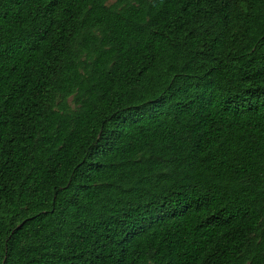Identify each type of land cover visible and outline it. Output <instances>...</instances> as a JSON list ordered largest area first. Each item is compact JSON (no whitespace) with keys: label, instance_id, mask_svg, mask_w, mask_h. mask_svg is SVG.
<instances>
[{"label":"trees","instance_id":"16d2710c","mask_svg":"<svg viewBox=\"0 0 264 264\" xmlns=\"http://www.w3.org/2000/svg\"><path fill=\"white\" fill-rule=\"evenodd\" d=\"M0 264H264V0H0Z\"/></svg>","mask_w":264,"mask_h":264}]
</instances>
